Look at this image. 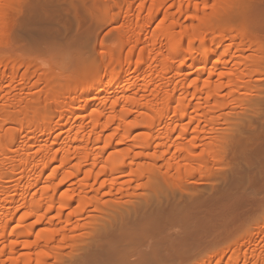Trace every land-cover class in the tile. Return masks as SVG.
Segmentation results:
<instances>
[{
  "label": "bare ground",
  "instance_id": "1",
  "mask_svg": "<svg viewBox=\"0 0 264 264\" xmlns=\"http://www.w3.org/2000/svg\"><path fill=\"white\" fill-rule=\"evenodd\" d=\"M26 1L0 0V264H68L63 248L79 242L70 232L108 209L129 236L179 224L180 231L160 238L179 260L194 257L184 264H264V214L253 216L260 201L238 199L227 216L222 207L204 206V187L192 191L198 176L205 182L220 176L213 170L233 143L218 124L249 97L255 107L246 90L264 80V37L255 35L246 10L240 16L235 0H113L116 45L103 42L100 64L70 66L62 77L31 70L25 58L14 67L19 55L11 53L10 37ZM235 13L243 18L236 26ZM37 83L43 95L28 96L24 89ZM99 183L110 186L104 194L124 198L145 188L139 193L146 207L134 206L130 219L132 209L102 198ZM178 191L194 198L178 199ZM158 248L129 264L155 262ZM204 251L217 255L203 259Z\"/></svg>",
  "mask_w": 264,
  "mask_h": 264
},
{
  "label": "rangeland",
  "instance_id": "2",
  "mask_svg": "<svg viewBox=\"0 0 264 264\" xmlns=\"http://www.w3.org/2000/svg\"><path fill=\"white\" fill-rule=\"evenodd\" d=\"M112 1L113 0H27L26 4L25 2L23 3V5L21 4L20 7L21 6L23 7L21 8L18 7V10H17L18 12L16 11L18 15L17 14L15 15L17 19L15 18L16 21H14L15 23L14 31L17 29L15 31L16 38L15 37L11 38L12 36L10 37V39L11 40L14 39L15 41L13 40L12 41L16 43V44L15 43L13 44V42L11 41L12 44L14 45L13 46L11 44L13 46L12 48L13 51H11V53L13 52L12 54L15 57L19 55V57H17V59L15 60L16 62L14 63V67L16 65L15 69H20L22 67L23 63L21 62H25L24 60L25 58V59H28L26 61H31L32 63L31 65L32 67L30 68L31 70L37 69L36 71L37 72L39 71L38 73H41L44 71H50L51 73H54L56 75H59L62 77H68L71 73L69 72L70 70L72 71V69L75 70L76 68L82 67L81 66L82 62L83 64L87 63L86 65H98L99 62L101 63V60H102L101 58L104 56L102 54L104 52L102 51L101 44L104 42L108 47H111V46L114 47L116 45V42L114 41L115 39L117 40L118 33L116 31V28H114V24H112V21H111V18L114 12V9H113L114 7L113 8L111 7ZM235 1L236 3H234L235 4L234 6L237 11H240L241 13L242 10H244V12L246 10L245 12L246 14L244 13L245 14L244 17L246 16L245 17L246 20L249 19L248 23L249 22L251 23L249 24H250V27L256 32L255 35H258V36L260 35L261 37H264V0H252V1L247 0V2H249V4L247 3V6H246V3H243V1L241 0L239 1L235 0ZM242 14L243 13L239 15L243 17ZM237 15L238 14H236V16L234 15V17L230 19L232 20L233 23H236L234 24L235 26L237 25V23L239 25V23H241L239 21L243 19L242 17H240V20H239L238 19L239 17H237ZM253 30L251 31L253 32ZM14 31H13V35L15 33ZM15 46H17L16 49H15ZM78 57L80 58L77 59ZM75 58L79 60V63L77 62ZM94 61H97V62H94ZM74 64L76 67L74 66ZM70 66H73L72 69ZM258 83H257V86L255 85L256 84L255 83L253 84L254 86L246 90V95L247 94L252 95V99L255 102V107L257 108L253 106L254 103L252 101L250 104L249 99L251 97H249V99H247L248 101L246 100L244 101L245 103L247 102L246 103L247 106H245L246 104H244V102L242 101L243 104L240 103V105L242 104L241 107L243 106L242 109L241 107H239L240 105L239 106L237 105L238 106V107L236 106L237 108L233 107L235 108V110H233L232 113H230L231 111L228 112V115H226L227 116L226 119H228V117L231 116L230 121L228 120V122L223 123V119H222L218 124L219 126L218 131L222 132V134H224L225 132L227 134L229 133L230 137L228 141H231V143L228 141L225 142L226 146H227V143L228 144L230 143L231 145L233 143L232 147L231 145H228L231 148H227V151H229V153L226 155L227 156L226 161L224 160L221 163L224 167L220 164L221 167L219 169H218L219 167L218 165V167L216 166L217 168L213 170L214 174L218 172L220 176L217 174L218 175L217 177L215 175L213 178H211L210 181H206V182L203 180L204 177L201 178L202 180L198 181L199 179V176H198L197 177L198 179H195L197 180L195 182H198V183L194 184L191 182L192 184H194L193 186L190 184V186L194 188L192 189L191 187L194 193L197 191L196 187L205 188L204 189L205 191H203L204 196L201 194V197H203L205 201H207V203L205 202L206 203L204 205L205 207H207V205L210 206L211 204L212 206V204H214L218 206L217 208L219 210L223 208V210L221 211L227 214V216H230L231 214L229 212V209L227 208H230L229 207L230 205L235 204V201L237 202L238 199L239 200L243 198L245 199V197L255 198L258 201H260L259 206L254 208L255 212L253 211L254 213L253 216L256 215L255 217H259V215L262 216L264 214V212H262L264 211V117H260V116H264V112H263L264 110H262L264 109V104H263L264 103V100H263L264 99V80ZM18 89L17 91H20V89L19 90ZM24 91L25 93H29L28 96L30 97L38 96L40 94L43 95L44 93L43 84L42 83L31 84L29 87H26ZM258 100H260L261 101L260 103L262 104L259 105ZM258 108H261L262 110L259 113H257L255 110L257 109L259 111ZM260 113L261 115H258ZM258 116L260 118H258ZM248 118L249 119L251 118V119L248 120ZM109 187L110 186H106V185L101 186L100 183L96 185V188L100 189V193H101L100 196H102V198L113 199L115 200V202L112 201L114 202L112 204L119 205L120 203H122V206L124 205L123 207L131 208L132 209L131 211L134 214L133 215L131 214L132 216H129L130 219L131 218L133 219L136 217L135 216L136 213L134 212V209H133L134 206L138 205V208H139L142 205L143 207L139 208V210L143 212V209L145 206L144 204L145 198H144V195L142 196L141 194L146 192L145 188H141L138 190L137 195L140 194V196L138 197L136 196L132 197L128 195L129 197H131L129 198L128 196L125 195V198H124L123 197L124 195L122 196L120 193H119L120 195L118 193L113 194V195L112 193L110 195L104 194V192L109 190ZM201 189L203 190V188ZM116 192L118 191L116 190ZM139 192H142V193H139ZM187 194L188 193L183 194V195L187 197L186 196ZM150 197L153 198L151 199L152 203L157 204V201L155 200L156 198H154V194L150 193ZM183 197L180 191H178L177 198L183 199ZM197 197L198 196H196V198ZM191 198H194V197L192 196ZM164 203H166V200L164 201ZM172 203L173 202L171 201V204ZM156 204H153L154 207ZM167 204L169 206L173 205V204L170 205L168 202ZM116 205H114V207H117ZM153 205H151V207L147 206L148 208L146 209L150 210L151 208L155 209L159 207L158 204L156 205L155 208L153 207ZM168 205L166 207H169ZM214 205H213V208H216V206ZM122 206L120 208H122ZM205 207L203 208L205 209ZM224 207L225 209H227L226 211H224ZM207 210L208 209H206V211ZM107 211L106 213L103 212L104 214L102 215L101 213H95V215L97 214L98 215L96 217L94 216L95 218V219L93 218V220H95L94 222L91 220L93 222L92 224L91 222L90 223L88 222L84 228L79 229L75 232L74 231L70 232L73 234L75 233L77 234L76 238L78 236L79 239L77 238L75 239V241L79 240V242L78 244L75 242L77 246L71 244L72 246L70 245L65 249L63 248V252H64L63 256L67 255L66 258L68 257L67 258L68 264H72V263L73 264H79V263L83 264L82 263L83 261L80 262L81 259H79L82 256H83L82 260L83 258H86L85 260L88 261V262L85 261L84 264L136 263L137 261H140V258H141L139 255L140 252L145 251V250L150 252L152 248L156 249L157 247H159L158 250L162 252L160 253L162 258L159 256V258L155 259V262L153 261L150 264H174V263L180 264V261H182L183 263L184 258H186L185 260H188L189 262H191L192 258H194L192 255H191L192 257H190V255L188 254L189 255L188 257V255L182 254L184 255V258L182 260H179V258H182L181 255H180L181 257H177L178 254L177 255L175 254L173 256L174 254L173 252H175L173 250H175V247L173 249L172 246L169 247V244H167L168 246H166L164 242L161 243L162 242L161 238L164 237L163 235H167V234L171 235L172 233L175 234L177 231L181 230V226L179 224L165 223L166 225H165V228L163 229L147 230L148 235H146V231L144 232V234L143 233L139 234V230H138V233H134L132 236L131 235L129 236V235L123 234L124 231L122 230L123 229L122 224L124 223L122 222V219L119 216V214L112 209H110L108 213ZM240 211L242 213L244 212V210H240ZM249 216L245 215L246 218L244 217V220L249 218ZM249 220L251 219L249 218ZM249 220L247 219L246 223L247 221L249 223ZM129 223L128 225L130 227L134 224L132 221H131L132 224L131 223L129 224ZM128 225H126V227ZM105 227H107V229L108 227H111L109 228L111 230L108 231V233H106ZM119 230H121V232L123 233H121ZM152 230L154 231V233L152 232ZM148 231H151L152 233L149 232L150 233L149 234ZM236 233H239V232L236 231ZM236 233H235V236H236ZM235 236L234 238L238 239V236L236 237ZM110 238L114 240H111ZM103 239L104 240L106 239V241L108 240L109 244H111V242L113 244L109 245ZM101 241H103L104 243ZM106 243L108 244L109 247L106 246ZM100 244L102 247L100 246ZM125 245H127L128 247ZM103 246L105 247L104 249H103ZM124 247L126 249L128 248V250L124 249ZM102 250L104 253L101 252ZM204 252H207V251H204ZM192 253H195V252H192ZM207 253L206 255L205 253L202 255V256L205 255L204 256L205 258L203 257V259H208L212 255H215V256L217 255V254L212 253V251L211 253L210 252H207ZM170 254H172L173 258ZM86 255L88 256V258L91 257L90 260H87V257H85ZM175 256H176V259L178 260L174 258ZM75 258L76 260L75 262H73ZM188 258H191V259H188ZM130 260L131 261L133 260V261L131 262ZM188 261H187V264H189ZM65 263L67 262H64L62 264H65Z\"/></svg>",
  "mask_w": 264,
  "mask_h": 264
}]
</instances>
